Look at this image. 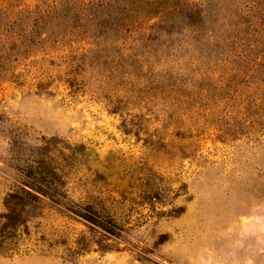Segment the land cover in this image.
<instances>
[{"label": "rangeland", "instance_id": "rangeland-1", "mask_svg": "<svg viewBox=\"0 0 264 264\" xmlns=\"http://www.w3.org/2000/svg\"><path fill=\"white\" fill-rule=\"evenodd\" d=\"M148 2L0 0V264H264V0Z\"/></svg>", "mask_w": 264, "mask_h": 264}, {"label": "trees", "instance_id": "trees-1", "mask_svg": "<svg viewBox=\"0 0 264 264\" xmlns=\"http://www.w3.org/2000/svg\"><path fill=\"white\" fill-rule=\"evenodd\" d=\"M103 1H105V5H106V0H103ZM110 1H113L115 3H118V2L120 3V6L118 7V9L115 10L116 12L120 11V13H122V11L126 10V11L132 12V16L137 13H140L143 10L148 11L149 13L151 12L150 15H155V14L157 15L159 13H164L167 17L164 18L162 21H159V23L155 25L156 28L155 27L154 28L156 30H158L159 28L165 27L167 23L174 22V20L172 19L177 18L179 16L182 19H184V21L186 22V25L189 28L190 27L193 28L192 30H196V26L198 25L197 23L203 20L202 18L203 10H202V6H200L199 4H193V5L184 4V5L179 6L178 8H174V10L168 11L167 13L165 8H161V9L157 8L155 3H152L149 5V2H148L145 8H140V6H137V4L132 3L133 0H110ZM127 1H130L132 3V7L128 8V7L123 6L127 3ZM98 4L100 5L101 2ZM94 5L97 6V3H93L92 6ZM234 37L235 36L233 35V36L227 37V39L228 41L231 40L235 42L239 40ZM37 173H40V175H43L45 173L44 167L40 166L39 171ZM48 182H50V180H48ZM28 187H29L28 189L24 187H20L19 190H14L13 192H10L6 196V205L8 207V212L6 215L4 214L6 217V220L3 223L2 221H0V247L9 246L11 241L16 238L17 227L19 226V224L24 223L20 219V217L22 216L21 210L24 209V208L20 209V205L22 204V202L26 205L27 203H29L30 199H36V200L39 199L40 197L39 195H44V196L49 197L51 200H54L58 203L60 202L58 199H56V196L62 195V194H55L53 192V188H50V186L38 184L34 187L28 185ZM61 203L62 205L65 206V208L75 212L76 214L82 216L83 218L89 221H93L94 219L93 215L89 212V210L87 209H85L84 211L79 210L73 207L72 203H67V202L64 203V200L61 201Z\"/></svg>", "mask_w": 264, "mask_h": 264}]
</instances>
